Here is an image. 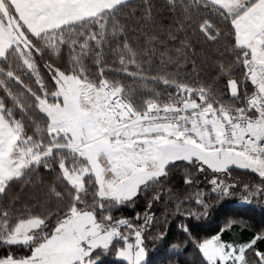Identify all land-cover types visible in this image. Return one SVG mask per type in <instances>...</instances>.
I'll use <instances>...</instances> for the list:
<instances>
[{
    "label": "snow or ice",
    "instance_id": "6c2138e0",
    "mask_svg": "<svg viewBox=\"0 0 264 264\" xmlns=\"http://www.w3.org/2000/svg\"><path fill=\"white\" fill-rule=\"evenodd\" d=\"M163 9L0 0V264H264V224H202L264 204V0Z\"/></svg>",
    "mask_w": 264,
    "mask_h": 264
},
{
    "label": "trees",
    "instance_id": "16d2710c",
    "mask_svg": "<svg viewBox=\"0 0 264 264\" xmlns=\"http://www.w3.org/2000/svg\"><path fill=\"white\" fill-rule=\"evenodd\" d=\"M139 0H137V3ZM153 2L160 8L159 15L157 16L156 23L158 25L157 30L159 31L160 28H167L168 26L173 24V21L169 18L170 14L163 9L164 0H153ZM137 33L130 31V37L132 39V42L134 44L139 43L140 45H143L145 38L139 37V40L137 41ZM182 35V34H181ZM162 38L167 39V37L163 36ZM169 47L171 50V54L175 55L174 48H171L173 44H178V41H169ZM167 59V57H165ZM160 63V55L159 52L155 57H153V70H155V66ZM168 70L169 71H176L177 66L175 64L169 63L168 64ZM183 75V73H182ZM200 75L205 79H211L212 78V70L206 68L205 71H202ZM125 83L134 91V94L139 98L143 93L144 89L143 87L132 81V80H126ZM158 90L163 91V85L157 86ZM182 169L178 170V173H182ZM254 177V174L246 173L244 170L236 169L233 172V178L237 181H240L241 183H247L250 182ZM180 183V175H177V184ZM201 188L204 187L203 184L199 185ZM160 215V213H158ZM162 218V217H161ZM228 221H236V234L241 239H247L248 236L251 235V232L247 229L241 230L240 229V223H248L254 226H260L261 224H264V204H258V203H252L247 204L244 203L240 198V193L237 191V193L227 198L226 200L217 202L215 207L212 209L211 214L208 218V220L203 221V227L205 231H209L212 229L218 230L220 226H223L225 222ZM151 260L153 261V264H175L174 259H170L168 254L166 252H160L157 254L151 255ZM181 259H187V257H182Z\"/></svg>",
    "mask_w": 264,
    "mask_h": 264
}]
</instances>
